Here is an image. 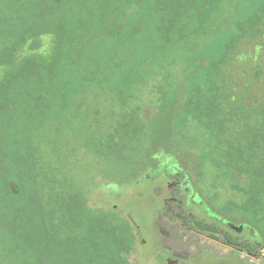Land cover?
Segmentation results:
<instances>
[{
    "label": "trees",
    "instance_id": "trees-1",
    "mask_svg": "<svg viewBox=\"0 0 264 264\" xmlns=\"http://www.w3.org/2000/svg\"><path fill=\"white\" fill-rule=\"evenodd\" d=\"M219 1L0 0V34L12 38L0 49V227L21 248L22 264H139L141 228L131 213L101 197L102 207L92 209L88 189L103 171V183L126 190L142 165L147 170L140 187L174 168L189 190L184 205L199 228L216 229V222L248 229L264 245V96L257 94V79L240 90L230 74L239 48L264 39V0L238 22L219 57L200 70L185 51L196 44L194 34L206 31ZM76 6L86 15L75 21ZM98 34L113 42L115 56L139 41L151 42L138 59L133 51L114 58L117 80L101 81L105 107L98 95L81 104L100 84L85 65ZM92 62L99 70L96 58ZM252 67L259 77L264 62ZM181 75L201 80L193 77L192 85L180 89ZM95 104L99 109L92 113ZM147 104L163 109L151 119ZM180 117L197 123L212 141L194 183L193 169L173 144ZM69 128L88 134V145L105 163L87 168L80 181L57 162ZM41 129L47 131L40 138L51 134L57 144L55 155L36 137ZM165 156L172 161L163 163ZM207 161L209 170L203 167ZM158 252L164 264H181ZM4 259L0 253V264Z\"/></svg>",
    "mask_w": 264,
    "mask_h": 264
},
{
    "label": "rangeland",
    "instance_id": "rangeland-1",
    "mask_svg": "<svg viewBox=\"0 0 264 264\" xmlns=\"http://www.w3.org/2000/svg\"><path fill=\"white\" fill-rule=\"evenodd\" d=\"M153 1L147 0L146 4L151 5ZM261 3L262 0H220L215 5L210 12L206 31L194 34V43L196 44L187 47L185 51L187 54L196 57L198 60L197 67L200 70L209 61L219 57L224 43L237 32L238 22L255 12ZM76 7L74 10L75 21L86 15L79 6ZM11 39V37L0 34V49L8 44ZM150 45V41H139L133 49L126 48L115 56L112 41L106 40L101 34L92 38L87 48L91 56L90 60L86 59V71H96L100 84L93 87L88 95L82 96L81 104L87 105L89 100L93 102L91 98L98 95L100 101H105L103 104L105 107L107 100H104L103 97L105 96L106 99L105 93L107 91L100 89L101 81L109 85V83L117 80V73L111 67L114 65V58L117 60L134 53L133 58L138 59V57L148 53ZM94 58L99 64V70L97 65L92 62ZM256 62H264V39L255 44L242 45L239 48L230 66V74L231 79L240 90L244 88L248 79H257V94L259 97H263L264 71L259 77L255 76L252 65ZM105 66L108 69H104ZM178 71L181 69L176 68L175 72ZM193 77L197 76L193 75L189 79L182 75L178 77L180 89L192 85ZM196 79L201 80L200 77ZM99 89L102 93H99ZM107 95L110 102V94ZM23 99L25 100V97ZM166 104L167 102L163 104L164 109ZM163 107L161 106L160 109ZM98 109V104L92 105L90 108L92 113ZM160 109L156 105L147 104L145 107L146 115L154 119L160 113ZM174 129L177 135L173 139V144L182 150L186 167L193 169L190 172V177L194 183L198 179L194 171L199 165V161L204 160L203 156L208 148L212 146L211 138L197 123L192 120H184L183 117L175 121ZM46 131L44 129L39 130V136L37 134L36 137L40 138V135ZM62 136L63 138L60 139L62 144L59 143L58 147L60 151H57L61 155L62 161L60 159L57 162L69 170L71 177L75 180L80 181L87 168L93 167V165L102 167L105 164L101 163L102 158L97 157L95 151L88 145V134L76 133L69 128ZM40 139L44 146H48L49 149L52 148L51 156L52 154L55 155L53 149L57 144L52 145V135L48 134V136H43ZM161 160L163 163H168V161H172V158L165 156ZM203 167L209 170V162L207 161ZM146 170L147 167L142 165L137 178L133 179L135 180L134 185L132 183L126 190L118 189L119 186L115 182H110L109 185L103 183L105 182L103 171L96 172L97 175L92 179L90 189H88L92 209H96L98 206L102 207L101 197L109 201L108 205L114 204L116 207L123 208L127 215L129 212L131 213L132 221L134 220L136 225L138 224L141 228L139 231L141 233L136 240L139 264H164L165 259L158 251L164 252L174 261L181 260V264H264V245H258L249 236L248 229L236 227L239 230L235 231L216 222H212L216 229L198 227L195 222L197 216L192 215L184 205L188 201L189 190L184 187L181 182L183 178H179L174 168H171L170 172L161 178L156 179L155 184L148 186L145 184L146 187H140V177L145 174ZM152 172L153 170L150 171V174ZM248 247L254 249L253 254L247 251ZM0 253L5 255L4 264H10V262L11 264H22L21 248L17 242H12L11 237L1 227ZM9 253L10 256L8 257Z\"/></svg>",
    "mask_w": 264,
    "mask_h": 264
},
{
    "label": "water",
    "instance_id": "water-1",
    "mask_svg": "<svg viewBox=\"0 0 264 264\" xmlns=\"http://www.w3.org/2000/svg\"><path fill=\"white\" fill-rule=\"evenodd\" d=\"M169 261H170V262H175V261H174V260H172V259H169Z\"/></svg>",
    "mask_w": 264,
    "mask_h": 264
}]
</instances>
